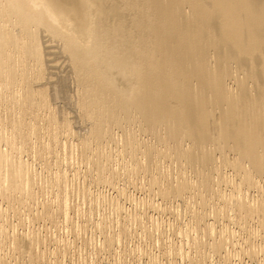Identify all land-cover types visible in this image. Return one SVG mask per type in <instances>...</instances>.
<instances>
[{"label": "bare ground", "instance_id": "bare-ground-1", "mask_svg": "<svg viewBox=\"0 0 264 264\" xmlns=\"http://www.w3.org/2000/svg\"><path fill=\"white\" fill-rule=\"evenodd\" d=\"M0 264H264V0H0Z\"/></svg>", "mask_w": 264, "mask_h": 264}, {"label": "rangeland", "instance_id": "rangeland-1", "mask_svg": "<svg viewBox=\"0 0 264 264\" xmlns=\"http://www.w3.org/2000/svg\"><path fill=\"white\" fill-rule=\"evenodd\" d=\"M166 229H168V228L166 227Z\"/></svg>", "mask_w": 264, "mask_h": 264}]
</instances>
